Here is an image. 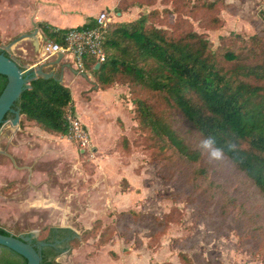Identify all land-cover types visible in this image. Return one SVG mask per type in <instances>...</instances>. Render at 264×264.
<instances>
[{"label":"rangeland","instance_id":"374dc122","mask_svg":"<svg viewBox=\"0 0 264 264\" xmlns=\"http://www.w3.org/2000/svg\"><path fill=\"white\" fill-rule=\"evenodd\" d=\"M118 1L127 4L126 14L121 19L111 14L113 21L134 19L151 8L165 6L161 0L151 5L141 0ZM225 1L230 5L220 12L223 25L219 28L206 29L198 18H190L215 47L222 35L239 32L249 36L264 28V17L258 13L262 0ZM33 5L31 0H0V48L30 32L14 31L12 23L24 20ZM43 40L48 39L43 36ZM9 51L23 66L24 54L34 56L30 37L16 42ZM87 75L92 78L77 75L70 84L90 129L89 147L82 149L67 135L43 130L22 116L17 124L12 117L3 124L0 226L36 238L47 234L49 226L69 227L81 235L92 228L91 237L64 244L54 264L166 260L182 264V252H210L225 264H264V241L253 231H245L250 224L244 219L264 214V196L224 156L214 159L209 151V175L218 182L225 177L233 180L228 194L237 196L238 205L225 214L220 191L206 189L205 181L186 179L185 166L173 168L156 155L138 127L128 84L100 88L90 71ZM130 210L136 214L131 216ZM103 230L109 233L108 239L99 244Z\"/></svg>","mask_w":264,"mask_h":264},{"label":"trees","instance_id":"16d2710c","mask_svg":"<svg viewBox=\"0 0 264 264\" xmlns=\"http://www.w3.org/2000/svg\"><path fill=\"white\" fill-rule=\"evenodd\" d=\"M155 2L141 0L147 5ZM161 2L165 4L163 8L154 7L134 19L110 22L103 39L106 60L97 67L90 55L85 60V69L92 73L100 88L128 84L138 127L146 134L156 155L173 168L185 166L186 179L205 181L206 189L220 191L226 214L231 207H237V196L228 194L231 178L218 182L209 175V151L215 148H220L234 170L264 196V28L249 36L239 32L222 35L215 47L205 31L194 28L190 18H198L206 29L219 28L223 25L220 12L229 2ZM126 8L127 4L118 1L115 11ZM258 13L264 17V0ZM94 24L95 18L91 17L76 27ZM41 26L45 39L60 43L65 42L64 35L71 28L56 27L45 21ZM0 51L23 66L9 50ZM74 102L68 84L54 77L38 76L22 91L15 107L20 109L22 117L43 130L67 134L68 115L76 114ZM14 115L8 112L5 120ZM209 135L214 137L215 144L204 148L202 141ZM239 205L245 207L243 202ZM129 213L136 214L134 210ZM244 219L250 224L245 231H253L264 241V214ZM56 229L74 233L69 227L49 226L47 234L39 239L52 240ZM91 230L84 229L82 235L76 234L69 243L91 237ZM0 232L11 234L2 226ZM108 234L101 231L99 244L107 242ZM51 253L42 252V264L55 263L59 252ZM180 255L182 264H225L210 252ZM153 264L173 263L166 260Z\"/></svg>","mask_w":264,"mask_h":264},{"label":"crops","instance_id":"0c3cea01","mask_svg":"<svg viewBox=\"0 0 264 264\" xmlns=\"http://www.w3.org/2000/svg\"><path fill=\"white\" fill-rule=\"evenodd\" d=\"M33 5L32 11L26 12V18L24 20L18 21L15 24L12 23V30L17 31H30L32 32L36 27H38V34L35 38H30V43L34 49V56H27L24 54L26 60L24 61V67L35 66L42 62L48 63L49 68L55 69L57 72L61 71L63 73V82L71 87L70 82L79 76H84L85 79L92 78L87 75L88 71L80 72L75 68L73 63V57L71 55L60 54L46 55L42 50V45L45 40H43L44 32L41 26L42 22H48L49 24L56 27H73L85 23L89 18H95L101 11L108 10L110 14H116L114 16L116 19H121L126 13L125 11H114L118 0H31ZM12 20V16L10 17ZM37 23V25L34 24ZM30 29H27L28 27ZM27 27V28H26ZM25 53H28L27 47H22ZM59 60L58 63L51 64ZM71 64L70 66H68ZM114 89V88H113ZM82 90V87H81ZM112 90V89H110ZM97 92V96L101 94ZM115 92V91H114ZM113 92V93H114ZM73 93V92H72ZM92 93V92H89ZM74 96V95H73ZM75 101V97H74ZM75 104L76 114L82 119V121L89 128L87 121L85 120L84 113ZM99 114V113H98ZM96 116V119L98 117ZM95 119V120H96ZM90 131V129H89Z\"/></svg>","mask_w":264,"mask_h":264},{"label":"water","instance_id":"95a60500","mask_svg":"<svg viewBox=\"0 0 264 264\" xmlns=\"http://www.w3.org/2000/svg\"><path fill=\"white\" fill-rule=\"evenodd\" d=\"M35 25L37 23L34 22ZM38 34V27L32 32H24L3 46L9 50L16 42L25 37L35 38ZM1 49V48H0ZM60 57L63 53L60 52ZM59 60L51 64L58 63ZM100 63H97V67ZM69 64L68 66H70ZM48 63L42 62L35 66L24 67L12 56L0 51V130L8 112L14 113L13 124L20 122V109L15 107V103L22 91L31 85V81L38 76L45 78L54 77L63 80V73L55 69L45 70ZM5 120V121H4ZM43 256L36 246L30 241L14 233L5 234L0 232V264H42Z\"/></svg>","mask_w":264,"mask_h":264},{"label":"built area","instance_id":"2783aa9c","mask_svg":"<svg viewBox=\"0 0 264 264\" xmlns=\"http://www.w3.org/2000/svg\"><path fill=\"white\" fill-rule=\"evenodd\" d=\"M113 18L108 10L101 11L95 17V24L89 27H71L65 33V42L60 43L52 40L43 42L42 50L47 55H71L75 68L85 72V60L92 56L97 63L106 60V50L103 44L104 33ZM68 137L74 140L77 145L85 149L91 145L90 132L86 124L77 114H69Z\"/></svg>","mask_w":264,"mask_h":264},{"label":"flooded vegetation","instance_id":"af4514ba","mask_svg":"<svg viewBox=\"0 0 264 264\" xmlns=\"http://www.w3.org/2000/svg\"><path fill=\"white\" fill-rule=\"evenodd\" d=\"M55 227L59 228L61 226H55ZM14 234L26 238L28 240L30 239V241L36 246V248L40 251L41 254L44 250H46L47 252L52 251V253L53 251L59 252L57 257L60 255L63 245L66 244L67 242L69 243L70 239L76 235V233H71L70 231H60L59 229H56L54 236L51 238L52 240L44 241L42 239L33 237L27 233L25 234L14 233Z\"/></svg>","mask_w":264,"mask_h":264},{"label":"clouds","instance_id":"9594fccd","mask_svg":"<svg viewBox=\"0 0 264 264\" xmlns=\"http://www.w3.org/2000/svg\"><path fill=\"white\" fill-rule=\"evenodd\" d=\"M214 144H215V139L211 135H209V137H207L206 139H204L202 141V146L204 148H211ZM222 155H223V153H222V150L220 148H215L211 152V156L214 159H220L222 157Z\"/></svg>","mask_w":264,"mask_h":264}]
</instances>
